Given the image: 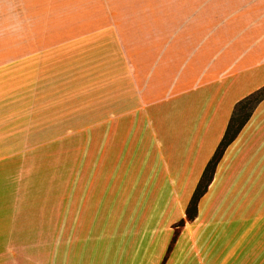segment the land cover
<instances>
[{
    "label": "rangeland",
    "instance_id": "374dc122",
    "mask_svg": "<svg viewBox=\"0 0 264 264\" xmlns=\"http://www.w3.org/2000/svg\"><path fill=\"white\" fill-rule=\"evenodd\" d=\"M253 7L239 0H0V203L2 208L12 203V209L17 203L7 222L0 211L1 229L26 240L53 218L55 250L69 251L71 264H205L216 244L209 215L223 208L224 197L214 205L204 200L200 209L197 205V221L185 220L196 181L188 174L191 158H95V153L100 139L106 150L112 134L126 137L133 121L124 114L110 129L105 111L114 91L118 101H113L124 110L128 92L137 105L144 90L152 91L146 111L135 113V124L142 122L159 140L161 109L193 104L201 115L220 83L204 84L200 71L206 64L216 68L226 56L222 49L219 57L206 48L211 39L201 40L237 26L240 14L234 26H226L227 14ZM190 12L196 16L184 18ZM258 107L245 150L238 144L229 148ZM263 131L264 87L234 109L224 145L198 179L197 193L204 195L214 177L212 186L245 181L254 187L262 179L264 187V146L253 138ZM155 138L153 149L159 147ZM186 138L184 132V153ZM225 144L229 158H222ZM202 160L193 161L202 167ZM226 172L241 175L226 178ZM182 219L185 224L176 226ZM19 245L30 250L32 244Z\"/></svg>",
    "mask_w": 264,
    "mask_h": 264
},
{
    "label": "crops",
    "instance_id": "0c3cea01",
    "mask_svg": "<svg viewBox=\"0 0 264 264\" xmlns=\"http://www.w3.org/2000/svg\"><path fill=\"white\" fill-rule=\"evenodd\" d=\"M226 1L229 2L230 0ZM239 1L253 2L254 7L250 10L232 13L231 16L227 14L226 20L230 21L226 22V26H234L235 20L233 19H235L236 14H240L237 26L232 29L224 27L208 32V35H210L201 40L202 42L207 38L208 40L211 39L206 48L216 49L218 56L221 49L224 53L226 52L225 58L216 68L206 64L203 70L200 71L201 74L205 72L201 75L202 79L206 77L207 81L204 84L220 83L206 98L207 104L201 115V109H199L197 103L196 107L192 104L190 107H185V109L176 105L173 109H161L160 115L163 116L164 122L159 127L161 137L159 140L158 137L155 138L156 132L150 133V130L143 128L142 122L135 124V113L146 111L147 105L150 104L147 98H150V95L152 96V91L145 92L144 90L138 97L137 105L134 103V94L128 92L125 110L124 106L116 105L118 96L114 91L111 95L110 109L105 111L112 119L110 129L115 130V121H118L117 119L123 117L124 114L132 115L133 121L127 127L126 137L115 138L112 134L110 141L107 140L106 147L109 148L110 155L105 154L107 149L104 150V141L100 139L95 158H191L187 162L188 174L194 176L196 181L188 194L195 191L198 179L205 169H203V166L207 165L210 158H212L229 128L234 109L240 102L264 87V0ZM195 14L196 12H190L184 18H194ZM181 17L183 18L182 15ZM180 28L176 30L175 34L183 30L182 27ZM188 33L194 35L195 32L188 31ZM177 44L182 46V42ZM166 48L164 46V49ZM131 58V60L128 58L129 65L134 63V57ZM209 75L211 77L207 78ZM188 80L189 77H186L184 82ZM178 83L179 79L176 80L175 87ZM113 99H116V101H113ZM100 108L102 109V105ZM260 110V107L255 110L251 120L240 130L229 148L238 144L239 151L245 150L243 147L246 146L253 133L255 134L252 122L256 119ZM102 113L103 111H101ZM198 115H200L199 118ZM141 118L143 119L141 116L138 119L141 120ZM99 124V129L102 130L104 121L101 119ZM184 132H186L188 142V149H185V153L182 148ZM262 137H264V131L262 136H254L253 138L255 140L261 139V145L264 146ZM153 138L159 145L154 149L150 145ZM118 148H121L120 152ZM228 154L229 149H225L222 158H229ZM196 158H203L202 167L197 164V161H193ZM230 175L234 176L229 177ZM240 175V173L226 172V178L234 179L240 177ZM215 179L216 177H214L210 186L208 185L206 193L198 203L200 209L201 202L204 200L208 204L214 205L219 195L224 197L221 201L223 208L217 210V212L213 210L209 215L210 224L213 227H211L213 234L210 240L216 242V244L214 249L207 253L205 264H264V187L261 186L263 180L259 179L254 187H247L245 181H238V186L226 188L212 186ZM68 191L67 194H70V191ZM13 194L16 193L13 192ZM216 203L219 202L216 201ZM2 205L0 203V211L6 212L7 222L8 219H12L13 214L16 215V199L13 209L12 203L6 204L4 208H2ZM46 211H48V208ZM199 215L200 210L193 221H188L184 213L185 220L188 222L197 221ZM1 220L4 221V218L0 215V264H71L69 251L55 250L58 237L56 238L54 234L49 233V228L55 226L53 218L47 219L46 223L41 224V227L46 228V230L41 229L38 231L40 234H32L26 240H23L22 237H16L18 239L16 240L11 228L8 229V232L5 227L1 229ZM62 225L64 226L63 222ZM23 242L27 244L30 242L32 244L31 249H24V246L19 245ZM253 243L254 246L251 248ZM248 260L253 261L248 262ZM201 264L204 263L201 262Z\"/></svg>",
    "mask_w": 264,
    "mask_h": 264
},
{
    "label": "trees",
    "instance_id": "16d2710c",
    "mask_svg": "<svg viewBox=\"0 0 264 264\" xmlns=\"http://www.w3.org/2000/svg\"><path fill=\"white\" fill-rule=\"evenodd\" d=\"M223 140H224V138L221 140V142L219 143L218 147L216 148V151H215L214 155L212 156V158L210 159V161L208 162L203 174H205V172L208 170L209 165L213 163V161H214L213 159L215 158V155L218 152V150L220 149V147L224 145L223 144L224 143ZM225 147H226V144L223 147L222 152L224 151ZM199 184L200 183H198V185H197V187H196V189H195V191H194V193H193V195H192V197H191V199H190V201H189V203H188V205H187V207L185 209V216H186V219L188 221H193L195 219L196 214H197V205H198L199 199L201 198V196L204 193V191L200 195L197 193L198 190L200 189V185ZM203 189L205 190L206 187H204ZM182 225H184V220L183 219L180 220L178 225H176V226H182Z\"/></svg>",
    "mask_w": 264,
    "mask_h": 264
}]
</instances>
